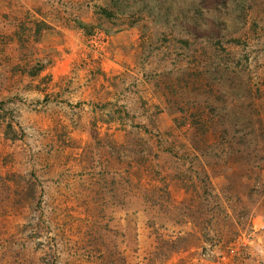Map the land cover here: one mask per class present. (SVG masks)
<instances>
[{"label": "rangeland", "instance_id": "obj_1", "mask_svg": "<svg viewBox=\"0 0 264 264\" xmlns=\"http://www.w3.org/2000/svg\"><path fill=\"white\" fill-rule=\"evenodd\" d=\"M16 1L0 0V264H264V0ZM26 1L60 28L37 22L38 46L21 24L13 55ZM61 28L81 30L86 68L118 32L137 38L120 77L92 75L116 100L88 119L65 104L78 136L30 135L18 108L41 103L7 95L74 49Z\"/></svg>", "mask_w": 264, "mask_h": 264}, {"label": "crops", "instance_id": "obj_2", "mask_svg": "<svg viewBox=\"0 0 264 264\" xmlns=\"http://www.w3.org/2000/svg\"><path fill=\"white\" fill-rule=\"evenodd\" d=\"M16 2H23V0H17ZM40 2L41 0H38L36 5L40 4ZM33 4V2L29 1L24 3V6L29 8L28 13L30 15L25 19V16L22 19L21 13L18 12L20 7L15 9L17 12L13 11L9 15L10 28L8 35L9 39H11L10 41H12L10 47L12 49L13 55H18L20 47L19 39L22 32V29L20 28L21 24H24L26 28L25 31L22 32V35L24 34L23 36L29 38L28 41L30 44L38 46H43L45 44L43 41H38L39 38L43 39L45 35L42 29L39 28V30H36L37 22L44 21L49 25H53L56 29L60 28V26L56 25V23H51L48 21L49 17L47 18L45 14H42L39 11H37L38 14L32 10L31 12L30 6H33ZM60 30L62 32L67 31V29L63 30L62 28ZM35 31L38 32V40L36 41L33 40L34 37L36 38ZM69 31H67L69 33L68 41L70 42L69 44H72V49H74L68 52H62L59 56H56L54 62L48 66L46 70L41 71L39 76H37L35 79L31 77L25 79V75L22 76L23 80L20 85L21 89H11L9 91V94L11 95H7L11 97L20 95L23 100L41 103V107L32 108L30 106L27 107L24 102H22L18 108V110L21 112V117L23 118L24 122L29 124L25 125V130H27L26 132L30 135V128L37 129V132L41 133L42 135H48L49 133L52 135V133L48 130V127L55 126L56 123H60L57 126L61 127V124H68V127L72 130V134L74 136H78V132L81 131L79 128L81 126L80 121L77 123V126L71 125L69 123L71 114H74L75 112H70V109L67 108L65 104L71 102H82L83 108L81 110V106L80 108L78 107V112H76V115L82 114L83 118L88 119L93 117L94 114L98 112V110H96V103L100 101L116 100L117 96L119 95L116 92V87H113L112 84H110V80L107 77H101L100 75V78L97 79L92 78V75L96 76L97 74L95 72H98L103 73L102 76L118 74L120 77L122 71L125 68L122 67V64L116 61V59L118 60L117 55H124L125 51L130 48L131 44H135L137 36L132 34V30H123L122 32H118L117 34L113 35L111 37L112 41L110 44V52L113 53V59H108V62H103L102 64H96L97 66H92V68H86L84 66L78 65L80 58L77 51L79 52L80 38L77 37L76 34L78 32L81 34V30L77 32H75V30ZM1 36L3 37V34H1ZM66 43V40L60 39L59 41L56 40L52 42V46H56L57 48L63 47ZM46 47L48 48V46ZM45 71H48L51 74V79L48 82H43L41 80V76ZM67 75L68 77L66 78ZM72 75L73 77H71ZM70 78H72L71 81L69 80ZM8 87L12 88L10 84ZM84 102H86V104H84ZM37 118L40 119L37 120ZM79 119L81 120L82 118L79 117ZM110 126L113 128L112 123L109 124V127ZM25 136L22 140L18 139L15 142V145L18 143L19 145H26L27 138H25ZM51 139L54 140V136H52ZM49 141L51 140L42 139L39 142L45 144Z\"/></svg>", "mask_w": 264, "mask_h": 264}, {"label": "built area", "instance_id": "obj_3", "mask_svg": "<svg viewBox=\"0 0 264 264\" xmlns=\"http://www.w3.org/2000/svg\"><path fill=\"white\" fill-rule=\"evenodd\" d=\"M230 252H233V249L232 248H230Z\"/></svg>", "mask_w": 264, "mask_h": 264}]
</instances>
